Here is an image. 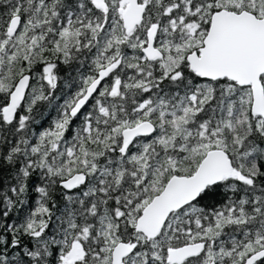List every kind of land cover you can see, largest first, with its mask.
<instances>
[{"label":"snow or ice","instance_id":"obj_1","mask_svg":"<svg viewBox=\"0 0 264 264\" xmlns=\"http://www.w3.org/2000/svg\"><path fill=\"white\" fill-rule=\"evenodd\" d=\"M0 264H264V0H0Z\"/></svg>","mask_w":264,"mask_h":264}]
</instances>
